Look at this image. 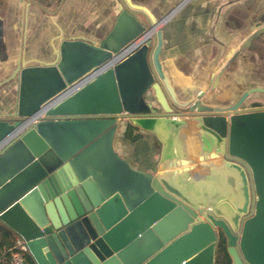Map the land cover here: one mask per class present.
Listing matches in <instances>:
<instances>
[{
  "label": "water",
  "instance_id": "water-1",
  "mask_svg": "<svg viewBox=\"0 0 264 264\" xmlns=\"http://www.w3.org/2000/svg\"><path fill=\"white\" fill-rule=\"evenodd\" d=\"M126 1L99 44L65 40L55 64L18 71L16 115L0 119V223L36 264H217L223 241L231 264H264V107L242 108L256 91L227 110L173 107L151 46L161 22ZM122 129L155 137V172L116 152Z\"/></svg>",
  "mask_w": 264,
  "mask_h": 264
},
{
  "label": "crops",
  "instance_id": "crops-1",
  "mask_svg": "<svg viewBox=\"0 0 264 264\" xmlns=\"http://www.w3.org/2000/svg\"><path fill=\"white\" fill-rule=\"evenodd\" d=\"M130 1L149 11L150 15L135 11L145 26L153 19L161 22L151 46L160 49L173 107L182 109L180 106L196 100L227 110L250 91L256 92L242 108L264 107V0ZM126 2L0 0V119L16 115L20 69L55 64L65 40L99 44ZM138 134L141 139L133 142L120 130L115 150L121 151L134 169L153 173L159 145L153 135L142 130L131 133ZM0 226L12 238L16 236Z\"/></svg>",
  "mask_w": 264,
  "mask_h": 264
},
{
  "label": "built area",
  "instance_id": "built-area-1",
  "mask_svg": "<svg viewBox=\"0 0 264 264\" xmlns=\"http://www.w3.org/2000/svg\"><path fill=\"white\" fill-rule=\"evenodd\" d=\"M144 38H141L128 46L124 49V51L120 54L118 57V60H124L127 57H129L132 53H134L143 43ZM45 115L40 114L35 119L28 122V125H33L43 119ZM9 141H4L0 144V153L5 149V147L8 145ZM14 246L12 248L11 258L9 260L8 264H28L27 263V253L28 248L26 245V242L18 235H16L13 239Z\"/></svg>",
  "mask_w": 264,
  "mask_h": 264
},
{
  "label": "trees",
  "instance_id": "trees-1",
  "mask_svg": "<svg viewBox=\"0 0 264 264\" xmlns=\"http://www.w3.org/2000/svg\"><path fill=\"white\" fill-rule=\"evenodd\" d=\"M130 139H132L131 133L127 135ZM10 232L0 226V264H4L3 262H8L11 258L12 248L14 246ZM27 263L28 264H36L31 254L28 252L27 256ZM217 264H231L227 254H226V247L225 241H223L219 247L218 257H217Z\"/></svg>",
  "mask_w": 264,
  "mask_h": 264
},
{
  "label": "rangeland",
  "instance_id": "rangeland-1",
  "mask_svg": "<svg viewBox=\"0 0 264 264\" xmlns=\"http://www.w3.org/2000/svg\"><path fill=\"white\" fill-rule=\"evenodd\" d=\"M155 35H156V32H154V34H153V37H155ZM181 108H184L183 106H180ZM123 159H125L124 157H123V155H122V153H120L121 151H116ZM126 160V159H125Z\"/></svg>",
  "mask_w": 264,
  "mask_h": 264
},
{
  "label": "bare ground",
  "instance_id": "bare-ground-1",
  "mask_svg": "<svg viewBox=\"0 0 264 264\" xmlns=\"http://www.w3.org/2000/svg\"><path fill=\"white\" fill-rule=\"evenodd\" d=\"M157 28H158V27H157ZM157 28H156V29H157ZM156 29H155L152 33L156 32Z\"/></svg>",
  "mask_w": 264,
  "mask_h": 264
},
{
  "label": "flooded vegetation",
  "instance_id": "flooded-vegetation-1",
  "mask_svg": "<svg viewBox=\"0 0 264 264\" xmlns=\"http://www.w3.org/2000/svg\"><path fill=\"white\" fill-rule=\"evenodd\" d=\"M225 247H226V243H225Z\"/></svg>",
  "mask_w": 264,
  "mask_h": 264
}]
</instances>
